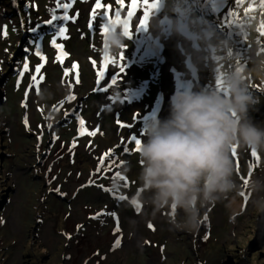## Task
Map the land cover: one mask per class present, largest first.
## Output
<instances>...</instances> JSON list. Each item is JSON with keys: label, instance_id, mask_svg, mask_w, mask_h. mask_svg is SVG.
Masks as SVG:
<instances>
[{"label": "rangeland", "instance_id": "1", "mask_svg": "<svg viewBox=\"0 0 264 264\" xmlns=\"http://www.w3.org/2000/svg\"><path fill=\"white\" fill-rule=\"evenodd\" d=\"M195 1L158 0L140 27L145 7L129 16L132 0H101L95 19V0H0V264H264V210L244 187L264 176V153L236 147L241 194L202 209L198 231L174 230L169 210L154 213L140 199L132 137L146 139L154 121L167 119L178 91L218 89L224 70L252 69L264 56V0H198L199 9ZM64 3L71 4L69 19L48 24L53 14H65ZM125 22L131 34L112 56L103 24L124 31ZM234 31L237 42L230 40ZM207 32L213 33L210 48L199 39ZM54 39L67 54L62 63ZM216 45L231 53V62L215 61ZM33 75L44 77L38 88ZM262 80L249 74L259 97L249 116L260 126ZM42 90L49 99L41 98ZM106 191L127 201L107 200Z\"/></svg>", "mask_w": 264, "mask_h": 264}, {"label": "clouds", "instance_id": "2", "mask_svg": "<svg viewBox=\"0 0 264 264\" xmlns=\"http://www.w3.org/2000/svg\"><path fill=\"white\" fill-rule=\"evenodd\" d=\"M255 30L254 25H249ZM199 35V34H197ZM212 32L199 36L200 42L212 47ZM127 37L115 25L105 36L106 51L118 56L126 47ZM217 63L231 62V53L221 54ZM254 67L242 64L223 71L220 89L178 91L171 100L170 115L156 120L145 133L138 151L141 168L138 180L144 192L141 201L153 212L169 210L174 230L198 231L201 210L214 206L231 194L235 200L242 186L235 177L232 159L237 146L264 153V126L253 123L249 110L259 103L248 79L251 72L264 79V56ZM49 99L47 90L40 93ZM247 194L264 210V176L250 178Z\"/></svg>", "mask_w": 264, "mask_h": 264}, {"label": "snow or ice", "instance_id": "3", "mask_svg": "<svg viewBox=\"0 0 264 264\" xmlns=\"http://www.w3.org/2000/svg\"><path fill=\"white\" fill-rule=\"evenodd\" d=\"M117 2L120 3L121 5H123V0H117ZM239 2H240V0H237V3H239ZM141 3L145 7V13H144V18L140 20V27H146L147 26V20H148V17L150 16V14H151L152 8H156L158 6V0H153V2L151 4H149L148 0H132V5H131L132 11L129 12V16H132L134 14L135 9L138 8V7H140ZM60 6L61 5L58 3L57 4V7H60ZM62 6H63V8L65 10V14L62 17H57L55 14H53L52 15V19L49 20V21H47L48 24H52L53 21H57V20H68L69 19V17L67 16V10L71 7V4L70 3H64ZM103 7H104V5L101 3V0H95V8L93 9V19H95V17H96V10L97 9H101ZM105 15H106V13L102 14V17L105 16ZM116 15H117V18H119V15L120 14L117 13ZM118 22H119V20L117 19V21H114L112 23L115 24V23H118ZM90 27H92V24L91 23H90ZM103 28L105 29L106 34L110 30V26H109L108 23L103 24ZM32 31H35V29H32ZM65 32H66V28L63 27V26H61L58 29V33L61 36H63L64 39H67V36L64 35ZM124 33L127 36H130V34H131L129 32V30H128L127 22H125ZM4 34L6 35V31H5ZM52 44L60 52V55L57 56V61H59V62L62 63L63 62V57L67 55L66 53L63 52V46L60 45V44H57L55 39L52 41ZM37 55H39V52H37ZM40 58H41V60H45V57H43V56H41ZM121 60H123V56H121ZM93 63H95V62H93ZM43 67H44V64L43 63H41L40 65H38L37 68H36V73L39 74L41 68H43ZM24 69H25V71L28 70V64L27 63L24 64ZM77 69H78V65L74 63L73 64V70H77ZM120 70H121V72L123 71V66L122 65L120 66ZM68 74H69V70H65V75L67 76ZM98 75L101 76V77H103V71L101 73H98ZM43 79H44V77L42 75L40 76L39 81L37 80V76L36 75H33L32 76V81L34 82V85L37 88H38L39 83L41 81H43ZM75 82L76 83H79V72H78V70L76 71ZM113 82L115 83V81H113ZM98 83H99V81H98ZM220 85H221V81L219 82L218 89H220ZM68 99H69V101H71V100H74L75 97L74 96H70V97H68ZM25 123H27V120L25 121ZM80 124H81V134H84L85 133V130L83 128L84 121L81 120L80 121ZM122 126H124V125H122ZM88 134L95 135L96 133L95 132H91V133H88ZM132 139L135 142L136 151H139V148H140V145H141V139H138L136 137H132ZM73 147H75V144H73ZM125 151H127V149H125ZM232 155L233 156L236 155V148L233 149ZM252 155L253 156H256L257 154H256L255 151H253L252 152ZM257 159H258V157H257ZM101 162H103V161H101ZM117 176H119V173H117ZM123 198L124 197H121V199H123ZM132 204L135 207H137V209H139V205L137 204V201L133 200L132 201ZM149 227H152V226L149 225ZM117 231H119L118 228H117ZM119 244H120V240L117 239L114 246L115 247H118Z\"/></svg>", "mask_w": 264, "mask_h": 264}, {"label": "flooded vegetation", "instance_id": "4", "mask_svg": "<svg viewBox=\"0 0 264 264\" xmlns=\"http://www.w3.org/2000/svg\"><path fill=\"white\" fill-rule=\"evenodd\" d=\"M96 174V173H95ZM97 174H98V172H97ZM95 176V175H94ZM91 185H89V187H90ZM108 186H111V188H115V186H114V182L112 181V182H110L109 184H108ZM96 188H98V189H100V190H102L100 187L101 186H95ZM109 189V188H108ZM105 198L107 199V200H113V201H120V202H126L127 201V198L128 197H125V196H123V195H118L117 194V192H112V191H106L105 193ZM121 197H124L123 199H121ZM121 200H123V201H121Z\"/></svg>", "mask_w": 264, "mask_h": 264}, {"label": "trees", "instance_id": "5", "mask_svg": "<svg viewBox=\"0 0 264 264\" xmlns=\"http://www.w3.org/2000/svg\"><path fill=\"white\" fill-rule=\"evenodd\" d=\"M196 2L199 4V1H198V0H196ZM188 4H189V0H188ZM208 4H209V3H208V1H207L206 4H205V6H204L205 8L202 7V8H204V10H205L206 12L208 11L207 8H210V7H211V6L209 7ZM199 5H200V4H199ZM190 7H191V4H190ZM204 15L206 16L205 12H204ZM205 18H208V17H205ZM240 26H245V25H241V24H240ZM231 33H232V34H231ZM231 33H229V35H231V38H232V39L230 38V40H232V41H234V42H237V41H236V40H237V39H236V35H237L236 31L231 32ZM229 37H230V36H229ZM238 50H242V48H239ZM251 58H252V57H251ZM251 58H250V60H252ZM11 59H12V58H11ZM12 61H13V60H12ZM242 62H244V60H242ZM262 81H263V83L261 84V86L264 87V80H262ZM1 203H2V199H0V204H1ZM248 248H249V249L253 248V244H250V245L248 246Z\"/></svg>", "mask_w": 264, "mask_h": 264}, {"label": "water", "instance_id": "6", "mask_svg": "<svg viewBox=\"0 0 264 264\" xmlns=\"http://www.w3.org/2000/svg\"><path fill=\"white\" fill-rule=\"evenodd\" d=\"M194 4H195L196 8L198 9L197 4L195 2H194Z\"/></svg>", "mask_w": 264, "mask_h": 264}]
</instances>
